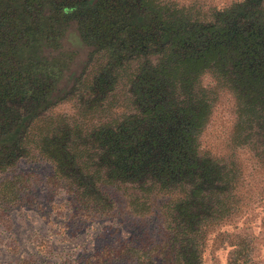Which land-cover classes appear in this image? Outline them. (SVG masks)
Instances as JSON below:
<instances>
[{"label":"trees","instance_id":"16d2710c","mask_svg":"<svg viewBox=\"0 0 264 264\" xmlns=\"http://www.w3.org/2000/svg\"><path fill=\"white\" fill-rule=\"evenodd\" d=\"M263 4L193 20L153 0H0V176L41 157L74 215L132 228L92 264H202L201 234L264 201ZM246 238L229 264H261Z\"/></svg>","mask_w":264,"mask_h":264},{"label":"rangeland","instance_id":"374dc122","mask_svg":"<svg viewBox=\"0 0 264 264\" xmlns=\"http://www.w3.org/2000/svg\"><path fill=\"white\" fill-rule=\"evenodd\" d=\"M153 1L165 11L175 6L184 9L191 19L201 20V14H209L214 7L231 0ZM84 55L85 52H79L70 61L68 74H78V61L84 60ZM121 87L120 84L117 88ZM83 92L79 88L77 93ZM74 102L77 99L57 106L46 115L64 114ZM20 172L23 180L16 199L7 208L0 207V264H92V257L99 248L111 244L115 237L128 239L134 234L132 228L119 221L83 222L74 215L68 203L72 197L69 185L55 179L51 166L41 157L21 160L0 176V183ZM258 202L242 218L219 224L201 234L202 264H229L232 241L239 232L256 245L254 258L264 264V239L260 237L264 227V201Z\"/></svg>","mask_w":264,"mask_h":264}]
</instances>
